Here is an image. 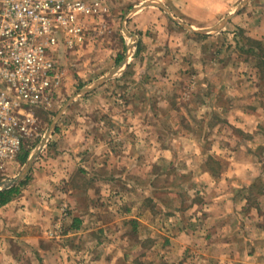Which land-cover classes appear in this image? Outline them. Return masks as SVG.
Here are the masks:
<instances>
[{
  "label": "rangeland",
  "instance_id": "374dc122",
  "mask_svg": "<svg viewBox=\"0 0 264 264\" xmlns=\"http://www.w3.org/2000/svg\"><path fill=\"white\" fill-rule=\"evenodd\" d=\"M103 1L93 19L100 34L62 49L63 83L51 105L33 108V136L0 173L5 181L23 171L74 97L15 185L12 199L58 203L38 237L46 251L27 264H264V0L241 9L245 0H229L230 10L204 26L175 14L172 0ZM156 1L165 6L156 8L159 22L139 30L134 18ZM229 16L218 30H194ZM125 27L138 38L117 72L130 74L129 88L110 77L78 95L108 75L124 46L128 53ZM65 115L85 119L91 137L69 182L54 163Z\"/></svg>",
  "mask_w": 264,
  "mask_h": 264
},
{
  "label": "built area",
  "instance_id": "2783aa9c",
  "mask_svg": "<svg viewBox=\"0 0 264 264\" xmlns=\"http://www.w3.org/2000/svg\"><path fill=\"white\" fill-rule=\"evenodd\" d=\"M103 0H0V173L33 136V108L51 105L65 70L62 49L98 33Z\"/></svg>",
  "mask_w": 264,
  "mask_h": 264
},
{
  "label": "crops",
  "instance_id": "0c3cea01",
  "mask_svg": "<svg viewBox=\"0 0 264 264\" xmlns=\"http://www.w3.org/2000/svg\"><path fill=\"white\" fill-rule=\"evenodd\" d=\"M166 2L168 3V1ZM169 5L175 14L182 15L186 17V19H191L195 24L200 26L207 25L218 13L227 12L231 8L229 0H172ZM158 6L159 4H156V7H148L138 12L134 18V22L139 30H146L150 27L149 25L153 23L156 25L157 22H159V9H156ZM98 33H96V36L100 34ZM117 37L116 22L114 21L112 23V41L114 40V43H118ZM124 38L123 36L120 38L122 46L125 44ZM143 41L146 42L147 38L143 37ZM124 50L125 46L116 53L114 58L117 64L110 69V71L122 64L126 58ZM121 55L123 58L119 61ZM64 70L65 75L66 69ZM117 72L112 76L114 77L112 79V86H116L117 89L120 88L119 90L126 87L129 88V85L126 84L127 82H124V80L126 81L130 74H124L126 73L125 71L120 75V73L118 74ZM132 72L133 71H131V73ZM116 75L120 76L117 77ZM114 91H116L115 88L112 89V92ZM130 103L135 104L131 101ZM65 116L63 117V119L67 118L65 128L62 130V134H59L57 138H55V141L59 140V155L56 159L54 158V163L63 164V174L66 176L67 182H69L71 174L75 173L74 168L80 164L79 161L82 156L81 147L85 146L86 139H91V137L85 132V119L78 118L76 115L74 117ZM128 121L131 122L130 120ZM82 125L84 126L82 127ZM62 142H64V144ZM61 143L63 144L62 146H60ZM54 182H56L55 179ZM56 184L57 183H53L52 187H55ZM65 190L69 192L68 188ZM36 204L39 203L35 199L28 200L26 197H17L5 205L0 206V264H27V262H31L29 258L33 260L35 254L41 253L42 256L44 251H46L47 248L44 243H38V237H40V234L43 236L44 222L47 219H53V214L56 212L55 205H58V203L54 199L49 204L46 202L45 204L49 205V208L46 209L43 201H41L38 206L40 207L38 208L39 210H37ZM253 225L255 226L256 224L253 223Z\"/></svg>",
  "mask_w": 264,
  "mask_h": 264
},
{
  "label": "water",
  "instance_id": "95a60500",
  "mask_svg": "<svg viewBox=\"0 0 264 264\" xmlns=\"http://www.w3.org/2000/svg\"><path fill=\"white\" fill-rule=\"evenodd\" d=\"M247 1H249V0H245L244 3H242L241 5H239L238 8L241 9L243 7V4H245ZM153 3L154 4H159L160 6H163L158 1L153 2ZM144 5H148V3H146V4L144 3ZM163 7H165V6H163ZM137 8H139V6L136 7V9ZM229 18H230V16L227 17L226 19H223L219 25L217 24V25H215V26H213V27H211L209 29H194L193 27H191V29H194L195 31L201 32V33H207L209 31L218 30L220 28V26L223 25L227 21V19H229ZM176 20H178V19H176ZM178 22L181 23L182 25L186 26V27H189L187 24L181 22L180 20H178ZM124 29H125L126 35L128 37H130L131 40H130V42L127 45L128 53L126 54V58L124 59V61L122 62V64L119 65L118 67L114 68L112 71H110L108 73V75L102 77L100 80H98L97 82H95L94 85L82 89L81 92L78 95H82L85 92L89 91L90 89H93L94 87L98 86L100 83L104 82L108 78H110L113 75H115V72H117L120 68H122V66L124 67L125 65L128 64V60H129L130 56L133 53L135 44L138 42V38H137V36H134L126 27ZM73 99H74V97L71 98V100H69L68 103H66L63 106V108L59 111V113L57 114V116L54 118V120L52 122V125L49 127V129L47 130V132H46V134L44 136L43 141L41 142V144L39 145V147L34 151V153L29 157L28 162L25 165L23 171L19 175H17L15 178H13V179L5 180V181H0V191L12 188L13 186H15L17 183H19L23 179V177L26 175V173L30 170V168H31V166H32L35 158L37 157V155L41 151H43V149L46 147V145L50 141V138L52 137L53 132L55 131V129L57 127V124H58L60 118L63 116V114L66 111L67 107L72 103V100Z\"/></svg>",
  "mask_w": 264,
  "mask_h": 264
},
{
  "label": "trees",
  "instance_id": "16d2710c",
  "mask_svg": "<svg viewBox=\"0 0 264 264\" xmlns=\"http://www.w3.org/2000/svg\"><path fill=\"white\" fill-rule=\"evenodd\" d=\"M122 58H123V56L121 55L119 60H121ZM28 155H29V150H24L23 154L20 155L19 157H20V159L22 161H25L27 159ZM18 190H19V187L15 186V187H13L11 189H6V190L0 191V206H2L4 204L8 203L9 201H11L14 193H16ZM78 221H79V219L77 218L76 219V224H79Z\"/></svg>",
  "mask_w": 264,
  "mask_h": 264
}]
</instances>
